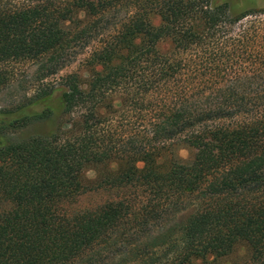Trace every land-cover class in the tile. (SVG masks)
Listing matches in <instances>:
<instances>
[{
  "label": "trees",
  "instance_id": "obj_1",
  "mask_svg": "<svg viewBox=\"0 0 264 264\" xmlns=\"http://www.w3.org/2000/svg\"><path fill=\"white\" fill-rule=\"evenodd\" d=\"M258 1L0 0V90L93 46L87 78L0 111V264H264ZM102 188L143 194L66 210Z\"/></svg>",
  "mask_w": 264,
  "mask_h": 264
},
{
  "label": "rangeland",
  "instance_id": "obj_2",
  "mask_svg": "<svg viewBox=\"0 0 264 264\" xmlns=\"http://www.w3.org/2000/svg\"><path fill=\"white\" fill-rule=\"evenodd\" d=\"M258 4L264 7V0ZM160 24L156 18L155 25ZM92 47L76 48L70 52L49 57L40 61L14 62L6 66L9 81L0 90V111L13 110L31 101L42 91L62 83L63 77L71 74H79L84 78L89 76L87 60L92 52ZM160 49L163 53L172 50L170 42L162 43ZM45 131L44 126H32L25 133ZM184 161L191 157V151L183 148L178 152ZM89 180L96 178L95 172L87 175ZM143 193L127 188H102L95 192L86 193L78 197L74 202L67 203L65 208L70 213L81 211H93L108 203L122 199L135 200ZM187 216V215H185ZM216 264H251L246 248L238 249L232 256L219 260Z\"/></svg>",
  "mask_w": 264,
  "mask_h": 264
}]
</instances>
